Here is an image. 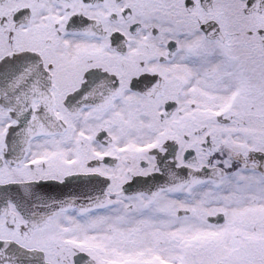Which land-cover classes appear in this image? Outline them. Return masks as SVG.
Here are the masks:
<instances>
[{
  "label": "snow or ice",
  "instance_id": "obj_1",
  "mask_svg": "<svg viewBox=\"0 0 264 264\" xmlns=\"http://www.w3.org/2000/svg\"><path fill=\"white\" fill-rule=\"evenodd\" d=\"M0 264H264V0H0Z\"/></svg>",
  "mask_w": 264,
  "mask_h": 264
}]
</instances>
